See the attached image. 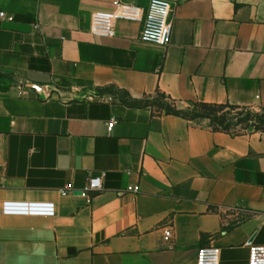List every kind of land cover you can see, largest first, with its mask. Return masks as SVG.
Instances as JSON below:
<instances>
[{
  "label": "crops",
  "instance_id": "obj_1",
  "mask_svg": "<svg viewBox=\"0 0 264 264\" xmlns=\"http://www.w3.org/2000/svg\"><path fill=\"white\" fill-rule=\"evenodd\" d=\"M116 1L0 0V264H195L209 246L247 264L264 245V132L115 97L264 109V0H168L166 47L139 22L93 38Z\"/></svg>",
  "mask_w": 264,
  "mask_h": 264
},
{
  "label": "built area",
  "instance_id": "obj_2",
  "mask_svg": "<svg viewBox=\"0 0 264 264\" xmlns=\"http://www.w3.org/2000/svg\"><path fill=\"white\" fill-rule=\"evenodd\" d=\"M172 12L173 5L168 0H148L145 6H138L131 0H117L112 11H98L91 15L89 34L93 38H113L116 22H139L141 42L166 47L171 40ZM0 19L13 20L4 12H0ZM114 124V120L108 123L109 132ZM103 177L104 173H101L89 179L84 192L99 191L102 188ZM126 191L136 194L139 192V186H129ZM171 235L170 231L165 232L166 239ZM218 256L219 249L210 246L200 247L196 251L195 264H219ZM247 264H264V245H248Z\"/></svg>",
  "mask_w": 264,
  "mask_h": 264
},
{
  "label": "trees",
  "instance_id": "obj_3",
  "mask_svg": "<svg viewBox=\"0 0 264 264\" xmlns=\"http://www.w3.org/2000/svg\"><path fill=\"white\" fill-rule=\"evenodd\" d=\"M123 95L126 100L119 101L124 105L149 107L154 112L178 116L188 121L205 119L209 122L208 127L214 132H223L233 136L247 134L230 132V127L238 126L242 129L251 128L252 132L250 133L264 132V109L262 108H260V112L256 113L250 107L190 102L187 109L182 111L177 109L176 101L159 91L154 97L145 98L142 101L131 100L127 95Z\"/></svg>",
  "mask_w": 264,
  "mask_h": 264
},
{
  "label": "rangeland",
  "instance_id": "obj_4",
  "mask_svg": "<svg viewBox=\"0 0 264 264\" xmlns=\"http://www.w3.org/2000/svg\"><path fill=\"white\" fill-rule=\"evenodd\" d=\"M115 98L118 99V100H122V99L124 101L126 100V97L123 94H121V93H117V96ZM143 99H145V98H142L140 101H142ZM188 106H189L188 103H176V107H177L178 110L184 111V110L187 109ZM252 109L256 113L260 112V108H258V107L252 108ZM194 121L200 122V123H205L207 126H209V122L207 120H205V119H195ZM230 132L250 133V132H252V129L251 128L242 129L240 126H238V127H230Z\"/></svg>",
  "mask_w": 264,
  "mask_h": 264
},
{
  "label": "water",
  "instance_id": "obj_5",
  "mask_svg": "<svg viewBox=\"0 0 264 264\" xmlns=\"http://www.w3.org/2000/svg\"><path fill=\"white\" fill-rule=\"evenodd\" d=\"M77 194H81V192H78Z\"/></svg>",
  "mask_w": 264,
  "mask_h": 264
}]
</instances>
